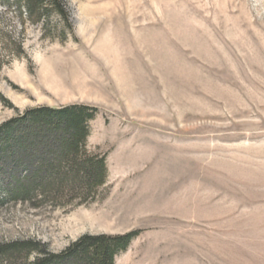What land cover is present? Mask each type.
I'll return each mask as SVG.
<instances>
[{
    "label": "rangeland",
    "instance_id": "rangeland-1",
    "mask_svg": "<svg viewBox=\"0 0 264 264\" xmlns=\"http://www.w3.org/2000/svg\"><path fill=\"white\" fill-rule=\"evenodd\" d=\"M71 29L0 5V126L86 105L96 200L0 208L53 254L140 231L116 264H264V0H63ZM3 197V196H2Z\"/></svg>",
    "mask_w": 264,
    "mask_h": 264
},
{
    "label": "trees",
    "instance_id": "trees-1",
    "mask_svg": "<svg viewBox=\"0 0 264 264\" xmlns=\"http://www.w3.org/2000/svg\"><path fill=\"white\" fill-rule=\"evenodd\" d=\"M20 18L48 26L58 16L71 29L63 0H0ZM97 108L38 107L0 126V208L6 203L39 209L60 202L96 200L108 182L107 155L89 149ZM3 196V197H2ZM140 231L84 235L53 254L35 240L0 242V264H116Z\"/></svg>",
    "mask_w": 264,
    "mask_h": 264
}]
</instances>
